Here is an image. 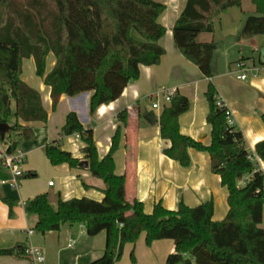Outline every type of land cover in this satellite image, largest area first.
Returning a JSON list of instances; mask_svg holds the SVG:
<instances>
[{"label": "trees", "instance_id": "obj_1", "mask_svg": "<svg viewBox=\"0 0 264 264\" xmlns=\"http://www.w3.org/2000/svg\"><path fill=\"white\" fill-rule=\"evenodd\" d=\"M242 1L186 0L172 27L177 48L210 79L205 93L210 144L181 132L179 117L191 103L178 90L159 117L161 137L170 142L163 149L165 155L189 166L190 148L209 154L211 171L220 176L228 192L225 218L213 220L212 200L197 206L180 202L176 210L158 202L147 213L142 201L126 198V177L115 171L121 126L109 152L100 158L92 129L85 128L78 115L70 112L61 135H80L83 159L91 174L103 181L104 196L101 200L86 196L59 199L56 208L47 193L27 200L26 212L37 215V232L59 230L65 224H82L89 236L106 231L102 256L89 264L116 263L125 245L135 244L142 233L147 245L160 239L174 240L175 251L167 256L166 264H264V172L251 159L253 153L242 130L230 122L227 108L218 105L217 88L211 80L217 42L199 40L201 33L215 31L214 22L224 10L240 6ZM251 1L257 14L246 18L241 37L264 35V0ZM165 9L166 4L159 0H0V123L11 126L4 139L0 137L6 151L16 153L22 142L33 137L32 126L20 120L48 118L40 92L21 78L24 58H34L37 75L51 87L53 108L62 94L90 91L93 114L99 106L118 99L125 87L139 78L141 65L161 61L166 52L161 43L167 31L161 22ZM50 52L56 63L46 73ZM118 119L127 124V110L121 111ZM255 151L264 161V140L257 142ZM45 152L53 165L79 167L81 162L62 148L60 140L49 143ZM25 251L26 246L19 244L0 249V254L28 257ZM131 258L135 260L134 251Z\"/></svg>", "mask_w": 264, "mask_h": 264}, {"label": "crops", "instance_id": "obj_2", "mask_svg": "<svg viewBox=\"0 0 264 264\" xmlns=\"http://www.w3.org/2000/svg\"><path fill=\"white\" fill-rule=\"evenodd\" d=\"M159 1L166 4L161 22L167 29L161 40L166 49L161 61L156 65H141L139 78L125 87L118 99L99 106L93 114L89 107L90 91L75 96L62 94L53 108L51 87L37 75L34 58L23 59L21 78L40 92L48 118L47 121L20 120L21 124L33 128V137L19 146V150L25 153L23 169L25 174L36 173V176L21 177L19 186H13L10 183V170L0 158V249L14 248L19 244L38 246L45 255L41 264H89L102 256L106 231L89 236L81 224H65L59 230L37 232L34 229L37 215L28 214L24 206L27 200L41 193L48 194L54 208L59 199L86 196L101 200L104 196L103 181L94 177L89 168L71 167L67 163L53 165L46 155V146L60 140L63 149L81 161L85 160L82 152L84 143L80 136L61 135L70 112L78 115L85 128L92 129L100 158L109 152L112 138L118 126H121L119 147L114 153L115 171L126 177V198L142 201L147 213H151L158 202L170 210H176L180 202L197 206L212 200L213 220L220 221L227 215L228 192L222 186L220 176L211 171L207 152L190 148L189 166L181 165L163 152L170 142L160 134L159 117L162 109H154L147 96L163 88H175L186 95L191 105L179 117L180 130L208 145L211 142V125L207 122L209 103L205 93L210 79L180 52L173 39L172 27L186 0L183 3L180 0ZM205 34L209 36L204 39L202 37ZM228 36L227 40L222 38L226 44L224 65L216 64L214 54L211 80L217 88L218 99L230 110L233 123L242 130L248 149L256 156L264 172V161L255 151L257 142L264 140V64L260 60L264 37L252 35L243 38V43H248L253 51L258 52L262 67L254 63L247 78L241 80L238 78L237 60L232 62L230 59L237 57V27L230 30ZM212 39L214 34L209 32L199 35V40L203 42ZM233 52L236 54L232 57ZM241 60L246 62L244 57ZM55 63L56 57L50 52L46 59V73ZM123 110L128 113L127 124L118 119ZM150 112L155 114L153 122L152 118L146 119ZM51 181L53 184H50ZM5 199L12 201V204L9 205ZM261 226L264 228V210ZM29 230H33V233L29 234ZM145 237L146 234L142 233L135 244L127 243L122 259L114 264H166L167 256L175 251L174 240L160 239L147 245ZM132 251L135 254L134 262L129 260ZM0 264L34 262L30 257L0 254Z\"/></svg>", "mask_w": 264, "mask_h": 264}, {"label": "rangeland", "instance_id": "obj_3", "mask_svg": "<svg viewBox=\"0 0 264 264\" xmlns=\"http://www.w3.org/2000/svg\"><path fill=\"white\" fill-rule=\"evenodd\" d=\"M180 1L183 3L185 0H180ZM226 10L227 11L224 10L214 22L215 31L212 34H214V39L217 42V49L215 51L216 64L222 67L224 65L223 53L225 52L226 44L223 43L222 38H225V40H227L229 38L228 36L229 31L237 27V57L230 59L232 60V62L237 60L238 63L240 61H243L241 60V58L244 57L246 59V64L249 67L252 68L254 63L256 64L257 67H262V64L259 62L258 52L253 51L252 48L249 47L248 43L246 42L243 43L242 41L243 38L249 36H244V37L240 36V32L243 28L246 18L249 15L257 14L255 10V5L252 3L251 0H244L243 4H241L240 6H232ZM207 36H209V34L203 35L202 38L205 39L207 38ZM260 36L264 37V35H259V37ZM235 54L236 53L233 52L232 57ZM149 101L152 102L151 99ZM246 179L247 178H244L239 182L241 186L245 184ZM129 260H131V262L132 261L134 262V260L131 257L129 258Z\"/></svg>", "mask_w": 264, "mask_h": 264}, {"label": "built area", "instance_id": "obj_4", "mask_svg": "<svg viewBox=\"0 0 264 264\" xmlns=\"http://www.w3.org/2000/svg\"><path fill=\"white\" fill-rule=\"evenodd\" d=\"M238 78L241 80H245L248 76L251 67H249L246 62L240 61L236 64ZM175 88H163L158 89L147 96V99L152 101V107L154 109H163L165 105L169 104L171 101L172 95L175 93ZM218 105L225 106V104L218 99ZM226 107V106H225ZM227 108V107H226ZM228 118L231 123H233L232 116L230 110L227 108ZM80 136L79 134H76ZM0 158L3 164L10 170L11 179L10 183L13 186H19V179L24 175V160H25V153L21 150H17L14 154H9L5 147L3 146L2 142L0 141ZM252 160H257L256 156L253 154L251 156ZM50 184H53L51 181ZM82 225V224H81ZM84 226V225H82ZM29 234L33 233V230L28 231ZM26 254L28 257L32 259L34 264H41L45 259V255L43 250L32 244L26 246Z\"/></svg>", "mask_w": 264, "mask_h": 264}, {"label": "water", "instance_id": "obj_5", "mask_svg": "<svg viewBox=\"0 0 264 264\" xmlns=\"http://www.w3.org/2000/svg\"><path fill=\"white\" fill-rule=\"evenodd\" d=\"M227 11V10H225ZM260 60L261 63L264 64V46L260 49ZM154 112H150L147 114L146 119L149 120L152 118V122H153V118H154ZM10 124L9 123H0V137L1 139H4L6 133L10 130ZM79 166L84 167V168H88L89 167V163L87 160H82L79 163Z\"/></svg>", "mask_w": 264, "mask_h": 264}]
</instances>
